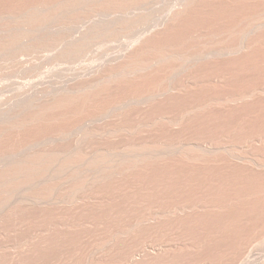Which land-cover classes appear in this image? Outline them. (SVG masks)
Instances as JSON below:
<instances>
[{"label":"rangeland","instance_id":"1","mask_svg":"<svg viewBox=\"0 0 264 264\" xmlns=\"http://www.w3.org/2000/svg\"><path fill=\"white\" fill-rule=\"evenodd\" d=\"M113 1L114 0H71V3H67V0H0V36H2L0 38V264H133V261L134 264H147L145 262L146 260L149 262L148 264H208L211 257H217L218 254L221 257L220 259H222V264H225L228 260L230 262H226V264H237V261H239L238 264H243V261H246L244 263L246 264L248 260L250 261L247 264H258L260 261L263 263L264 180H262V178L264 175H261V177L263 176L262 178L257 176V174H262L260 171L261 169L256 168L257 170H255V168L248 165L247 167L245 166V169L241 168L242 170H239V168L241 166L244 167V165H239L240 163L236 161H230L232 163L228 161L229 165H227V162H225L227 160H224V152L221 151L227 149L230 145L233 146L236 144L233 146V148L235 147L233 150L239 152L248 147V151L251 152L246 154L247 149H244L246 150L245 154H250L249 158H251L254 155L253 153L257 151V153L255 152V158L257 159L260 155H258V153L260 152L255 150V143L259 144H257L258 149L261 146L259 151H262L264 145V138H262L264 137V133L261 134L263 136L258 135L262 140H260L258 136H256L258 137L257 139L255 137V135L261 132H258L261 127L263 128H261L262 131H264V126L262 125L264 124V106L261 107L264 105V100L259 101L262 99H259V97H263L264 94L258 97L257 95L259 92L256 95L253 94L254 92H251L253 91L251 90L252 88L255 90L256 88L264 87V0H212L213 2L211 0H205L206 3L201 2L204 4L201 8H199L200 3L197 2L195 6H198L199 9L193 6L195 11H197H193V13L190 11L193 15L188 11L191 15L187 13L188 15H185L189 17L186 18L184 15L186 19L184 20V18H182L181 20L184 25L182 22L181 24H179L180 22L176 24V22V26L171 21V13L174 11L178 12L177 8H183L186 3L185 5L183 4L187 0H127L128 2L120 0L122 4L120 2L118 3V0H115L118 5H122L118 7L113 6L115 4H113ZM122 1L127 3L124 4ZM133 1H135V3ZM189 1L192 2L191 0H188V2ZM73 3L75 6H73ZM37 4L38 6H36ZM109 4L111 6L110 8H116H112L111 10L108 7ZM179 4L181 6H179ZM36 7H39V10H35ZM40 7L42 10L44 8L46 11H43V13L45 12L44 21L41 20L43 16L40 18L39 15V13H42ZM31 8L33 10H30ZM108 8L110 10H108ZM66 9L68 11L72 10L71 12L75 10V13L73 12L74 15L71 12L69 13ZM31 11L33 13L37 12L38 14L36 13L34 14L36 16H34ZM78 11L81 12L79 15L77 14ZM43 13L41 15H43ZM54 13L57 15V18L53 15ZM64 13L66 15H64ZM86 13H89L88 16L85 15ZM27 14H29L30 20L29 17L26 18ZM75 14H77V17H80L82 14L84 15L79 19V17L76 18ZM38 15L39 17H37ZM58 15L60 17H58ZM32 16H34V18ZM72 16H75V20L72 19ZM86 16L88 17L87 19H85ZM82 17H84V19H82ZM167 17H170V20ZM38 18L39 20L36 22ZM34 22L37 23L36 25L40 23V27L42 25V28H40L39 25L38 27L33 25ZM166 22L169 24L172 22L173 24V26L170 25V28H168L170 31H168L167 27H164L166 25L169 26ZM163 24L164 26L162 27ZM254 24L256 27H252ZM259 24L263 26L260 27ZM12 25L14 26L13 29L11 27ZM32 26L36 27L31 28ZM174 27L178 28L175 29ZM24 28L27 30V33ZM37 28H40L39 30L42 33L37 30ZM29 29L33 34L29 33ZM34 29H36V33H34ZM163 29H165V31H163ZM37 31H39L40 34L37 33ZM163 32L164 35H162ZM157 33L158 35L160 34L159 37ZM4 37H6L7 40ZM2 39H5L8 43L4 42L5 40L2 42ZM142 40H144V45L142 44ZM151 40L153 42H151ZM256 41H258V43ZM4 44L8 46H3ZM150 44L151 46H149ZM226 48H228V50ZM146 49L148 51H145ZM140 53L143 55H139ZM128 56L131 57L132 62H130ZM124 58L126 59L125 61ZM108 71L110 73H108ZM239 71L241 72L239 73ZM96 84L99 85L97 86ZM67 90L69 92H67ZM71 91L75 92V94ZM250 92L252 93V98L256 96V98L252 100L253 103H251L252 98L249 99L251 95ZM64 97L66 99L64 100L65 102H63ZM239 97H241V101ZM60 99L62 101H60ZM242 100L244 102L247 101L246 106H244L245 104ZM256 101L257 103L260 102L259 105ZM259 106L262 109L259 108ZM259 110H261V112ZM247 111L248 113H246ZM244 115H246L247 122H244L246 119ZM227 117L228 119L231 118L232 121H229L230 119L228 120ZM225 119L230 123L234 121L237 123L236 120H238V123L241 121L247 123L248 126L247 124H245V126L248 131L251 130L249 128L253 126H257V129L253 127L254 129L247 133L243 124L244 133V131L241 130L242 122L240 123L241 125H238V123L236 125L234 123L232 127L226 124L233 129H235V127L237 129L238 126H240L238 129L243 132V141L245 142L247 140L246 144L242 142L243 137L241 138L242 135L240 130L236 131V129L231 130L229 128L223 131V129L226 128V125H224V123H226ZM228 121L227 123H229ZM228 130H231V132H239L240 138L234 133H232L234 135L231 136V132ZM256 131L258 133H256ZM226 132H228V135H224L223 140L226 141L228 138V142H224L227 143L226 146L224 145L225 148L222 146L223 141L221 140L223 138L222 133L226 134ZM246 133L250 134V137L245 135ZM251 133H255V135H251ZM225 136L227 138H225ZM234 136L240 139L241 143H238L239 141H237V138L235 140L236 142H234L232 140ZM245 136H247V138L249 137V140L246 139ZM252 136H254L257 141ZM230 137H232L231 140H229ZM251 139H253L252 142L250 141ZM259 140L263 145H260ZM229 141H233V144ZM249 141L251 144L254 142L252 144L253 146L255 145L254 149L251 148L253 146ZM210 143H213L212 145H215L214 147L216 148H213L212 145L208 147ZM237 144H244V146L240 145L244 148H238ZM245 145L247 147H245ZM220 146L223 147V149H221ZM213 149L215 152L218 150L216 152L217 155L215 152H212L214 151ZM190 150L191 153H189L188 156H192L191 159L189 157L187 158V154L184 153L185 151L188 153ZM201 150L205 151L202 152V155L200 152ZM230 150H232V148H230ZM244 150L239 152V154L242 152L244 153ZM193 151L196 152L193 153ZM197 151L199 152L197 153ZM181 152H183V158L179 157V155H182ZM262 152L261 154L263 156L264 149ZM204 153L207 155L210 154L211 156L213 155V160L210 155L209 158V156ZM198 154L203 157L206 155L211 161L215 160L214 162H218V164L216 165V163L210 162L206 157H204L206 161L201 160V163H199L202 157H199ZM219 154H222V156ZM245 154L243 155L246 156ZM195 155L200 159H197L198 157L196 156V158H194L195 161H193L192 159ZM218 155L221 157H218ZM177 156L180 159L177 158ZM262 156L260 155L259 157L263 158ZM186 158L187 161L192 164L198 160L197 163L201 165L203 171L200 170V166L197 163L196 165L199 168L197 166V168H193L195 166L186 162ZM261 158H259L260 161L259 159L256 161L263 163L264 159L261 161ZM218 159L225 162H223L224 166L219 164L222 161ZM252 159H254V157ZM182 162L185 163V165ZM202 162H207L205 167L209 165L219 170L211 168V171H209L207 168L210 167H207L206 173L203 167L204 163ZM233 162L237 164V167L238 165L240 167L237 169ZM164 164L168 165L170 171H166V169H164L165 167L162 168ZM160 165L161 168H159ZM177 165L178 167H176ZM190 165H192V167H190ZM169 166L170 168L172 166L174 171H172ZM184 167L187 169L192 168L188 170V173H190L189 171H194V174L190 173L192 176L190 174L188 175L186 172L187 170H185L186 173L184 172V177L183 172L181 173V170L184 171ZM230 167H233V169L230 170ZM157 168L162 172L163 169L165 170L163 173L166 174L162 175L164 179L166 175H170V178L166 177V182L162 180L163 177L159 173L161 171L158 170L159 172L157 171L158 173H156L155 170H157ZM178 168L180 172L176 170ZM223 168L229 172L225 174L227 171H224V173ZM246 168L254 169L249 170L252 174L248 171L250 174L249 179L247 177L249 175L244 176V173L248 170ZM220 169L222 170L220 171ZM236 169L239 170V172H237ZM198 170L202 173L199 174ZM215 170H218L216 174ZM232 170L239 173L240 176ZM152 171L153 173H151ZM175 171H177L178 174H174L177 173ZM241 171L243 172L240 173ZM257 171H260V173ZM262 171H264V168ZM196 173L197 176L195 175ZM150 174L152 177H150ZM158 175H160V179L162 178L161 182L160 179H158ZM241 175L244 178L247 177V179L244 181ZM251 175L255 177L253 176L252 178ZM176 176L178 178L183 176V179L181 178L179 180ZM259 177L261 178L260 180ZM238 178L244 183H241ZM198 179H200V182ZM234 179L236 180L235 182ZM145 180L146 182L143 183ZM149 180L153 181L151 185L159 186L163 183V185L161 184L163 190L162 188L158 189L161 186L158 188L153 186V188L148 184V182L150 183ZM171 180H173L177 186L176 184L174 185ZM259 182H262L263 186L262 183L259 184ZM199 183H202L201 186ZM144 184L150 187H144ZM179 184L181 187H179ZM254 185L255 187H253ZM171 186H175L176 188H172ZM168 187H170V190ZM149 188H151V193L155 190L153 195L150 193L153 197L155 195L154 198L150 196V191H148V193H146L147 190L146 192L144 191ZM171 189L173 192L175 191L172 195H170V192H172ZM177 189L182 191H177ZM161 190H169L168 192L164 191L165 195L170 193L166 195L167 197H172L174 194L178 193V197L175 196L179 198L181 193L180 199L184 197V200L189 198V200L192 199L193 201L194 199V204H198V207L196 206L195 208L193 202L187 200L190 204L184 208H187L191 213L192 210L194 211V209H189L193 208V206H190L192 203L195 212H193V214L187 213L186 215L185 212H188V210H185L183 205H187L188 202L183 201L182 204L181 201L179 202V200L175 198L177 203L179 202L181 204L176 205L177 203L172 197L171 200L173 199L172 201H174L175 204H171L176 205H173L174 208L182 206L180 208L181 212L176 211L179 207L175 209V214L172 207L170 208L172 205H169L171 201H169L170 197L167 198L169 201L167 206L163 207L166 205L167 200H165L166 197L163 199L164 195H162L163 198H160L161 200L159 199V197H161L159 196ZM183 190H188L189 193ZM191 191H193V193L195 192V196H200L199 200L200 198L203 199L202 202L201 200L200 202L198 200L199 203L196 202L197 197L193 198L192 196L194 195ZM143 192L145 195H143ZM185 192L187 195L192 194V196H186ZM183 193L184 195H182ZM147 194H149V196H147V201H145L144 199ZM156 195L159 202H154L155 204L159 203V206L158 204H156V206L152 202L155 200ZM143 196H145L144 199L142 198ZM248 196L251 198H248ZM35 198L36 200L40 199L42 203L40 200L38 201L39 203L35 201ZM149 198H152V200L150 201ZM140 199L143 203L146 202L145 204H147L148 201L151 203L150 205L154 204L155 206L152 205L154 209L151 208L152 206L149 208V202L147 204L148 207H143L145 204L142 202L139 203V201H141ZM29 201L30 203H28ZM161 201L163 202V206L160 204ZM32 202L35 203V205L32 204ZM202 203L204 204L202 205ZM200 204L203 209H205L204 205H208L206 209L211 210H205V213H209L206 215H204L205 213H200L201 211L203 212ZM160 205L162 207H160ZM210 205L214 206H212L213 209H215L216 206V209L218 208L219 210L215 209V211H217L215 212L209 207ZM142 207L145 209L143 210L145 213H147V211L154 213V210H156L155 207H159V210L163 208L162 212L166 213V215H168V213L170 214V212H167L170 208V210L173 211H171V213H173L178 225L173 222V216H171V214L168 215V218L166 216V219L160 217L157 220V224H163H159L160 228L157 227L158 225L156 226V223H151L154 228L156 226L159 230L157 231V229L151 227L157 231L155 235L156 231H152L153 229L150 228V226H152L151 224L148 228L147 226L145 228V226L140 223L142 217L141 213H143L141 211L143 209ZM199 207L201 209H199ZM234 207L236 209H234ZM224 208L226 209L224 210ZM159 210L157 208L156 212L160 213L161 211L159 212ZM196 210H201L199 211L200 214L198 213L197 215ZM211 211L212 213H210ZM182 212L184 214H182ZM139 213L140 215L138 217L137 214ZM145 213H143V215ZM164 213H162L163 215H158L165 216ZM244 213L245 215H243ZM177 214L180 217L179 220ZM180 214H182L187 221L188 215L192 220L193 218L191 215L196 218V220L199 215L204 216L203 218L201 216L198 217L199 219L202 218V222L200 220V225L197 224L199 222L198 220L195 221L194 219V222L189 220L193 222L191 225L194 227H192L189 221H182L188 223L184 224L185 226H182L181 222V224L179 223L181 218L183 220ZM209 214H212L215 219L212 215H210L211 221L208 220L209 218L206 219L210 217ZM135 216L139 218V221L138 219L134 221L136 218ZM160 219H162L164 223L167 222L168 219L172 223H175V226L170 223L173 229H175V227L180 229L182 226L180 231L181 233L184 231V234L179 233V230V234H174L177 230L174 231L172 228H169L171 226L168 225V222L165 223L169 226L166 228V225L162 220L160 221ZM132 220L134 225L132 224V227H130L131 225L129 222ZM195 222H197L196 224L199 225V228L202 227V225H206L205 227L207 229L204 226L202 227L204 230L202 228L200 229L206 231L208 235H210L209 230H213V233L211 231L210 233L214 234V236V229H216L215 225H219L217 226L218 232H216V234L220 233V235L217 236V234L215 237H218V239L225 238L224 240L228 239L229 242H224L220 239L223 242L218 240V243L215 238L216 241H213L214 244H212L214 237L210 235L211 238L209 240L210 236H208L206 232L205 235L208 239L205 235L201 236L203 232L201 233L199 228L201 234H199V237H201H197V240L195 236H197L199 232H197L198 229L194 224ZM209 222L214 225L213 227L210 225L212 229H209V225H207ZM219 222L222 223L220 224ZM186 225H188V227H186ZM136 227L138 229L135 232L134 229H136ZM183 227L188 228V230L190 228H194L195 230L196 227L197 230H195L196 232L194 231L196 235L194 234L193 239V233H191L193 230H191V232L190 230L187 231L190 233H188V236L185 231L187 229ZM127 228L130 230H127ZM141 228L145 229V231L150 228L149 235L152 234L153 236L149 238L144 236L147 232H143L144 230ZM165 229H167L166 233L168 234V239L170 236H173L169 239V244H167V241L166 245L168 246L165 245L164 247L163 244H165L167 239L165 235L167 236V234L162 233V231L165 232ZM224 230H226V232L228 230L230 231L226 234ZM131 231L134 232L132 233ZM170 231H174V233L171 234ZM159 232L161 233V238L163 236L161 242H159L160 239H158L160 237ZM239 232L240 235H243L241 236V240V237H239L240 235H237ZM157 234L158 237L156 238ZM190 235H192L191 238H189ZM235 235L239 237L236 243L233 240V238L236 237ZM177 236H182L180 237L181 241H179ZM204 236L206 237L204 241L208 240L211 244H205L206 241L205 243L201 241V238ZM144 237H146L145 239H149H144L145 242L148 241V244H144V240H142ZM164 237L166 239H164ZM173 237L177 239L173 240ZM151 238L152 240H150ZM181 238L185 239L184 241L188 243V246L185 245V243L181 245L183 247L179 245V243L184 242ZM188 238L189 240L192 239L190 240L192 243H190L191 245L189 244L190 241ZM194 238L195 243L198 242L196 246L202 244L201 246L203 248L205 247V249L207 246L209 248L215 245V243L220 244V242L223 247H220L221 244H217L220 249L213 246L215 254H213L212 248L210 247L214 255L211 256L210 248H207L209 252H204L206 250L201 246L200 248L198 247L199 245L197 247L194 246ZM234 239L236 240V238ZM151 241L152 243H157L155 244L157 247L152 245ZM171 241H175L174 243L178 241V244H172ZM244 241L247 244L244 243ZM203 243L205 246H203ZM223 243L227 245L231 243L229 245L231 248H227ZM237 243L246 244L245 246L247 247L245 248L243 245L241 249V247L238 246L240 244ZM234 244H237L239 251H236L237 248L234 247ZM158 245L164 250L165 248L166 250H171L172 248L175 252L169 250L167 251L168 254L164 253L165 251H163L161 247L159 248ZM184 245L188 248L184 247ZM192 245L194 247H192ZM231 245H233L236 253L238 252L237 254H232L235 252L226 253L234 251ZM141 246L142 250L145 248L147 249H145V251H147L148 254L150 253L149 256L151 257L146 255L147 252H141ZM189 246L192 250L189 249ZM167 247L169 249H167ZM178 247L179 249L183 248L184 252L181 249L179 251ZM196 248H198V251ZM201 248L203 249L202 252L199 251L202 250ZM215 248H218L220 251H217L218 249L215 250ZM229 249L230 251H228ZM240 249L248 250L241 251ZM148 250H151V252ZM222 250L226 254H223ZM193 251L197 253L195 254ZM240 251L241 253L244 252V255L241 254ZM247 251L249 252L245 253ZM172 252H174V254ZM218 252H222V254ZM144 253L151 258V262L146 256V258L142 257ZM157 253L161 254V256L164 253V255L166 254L167 256L163 255L164 257H162L164 259L162 257L157 258ZM231 254L233 256L235 255L234 257L232 256L231 259L233 262L236 260L234 263L230 260ZM245 254L246 257L243 258ZM222 255L227 256H223L225 257L224 259ZM236 255L241 256V260L240 258L236 259ZM195 256H197V258H195ZM226 257H229L227 258L228 260ZM128 258H131V260ZM198 258H200L202 262H200ZM203 259H206L207 262L204 263ZM214 259L217 258L211 259V264L213 263L212 261L217 263L215 262L217 260V264L221 263L220 259ZM251 259L257 261L251 262ZM223 260L225 261L223 262Z\"/></svg>","mask_w":264,"mask_h":264},{"label":"bare ground","instance_id":"2","mask_svg":"<svg viewBox=\"0 0 264 264\" xmlns=\"http://www.w3.org/2000/svg\"><path fill=\"white\" fill-rule=\"evenodd\" d=\"M38 1H39V0H38ZM67 1H68L67 3H69L71 0H70V1L67 0ZM78 1H79V0H78ZM125 1H127V0H125ZM182 1H183V0H182ZM191 1H192V2H190V1L188 2V0H187L186 2H184L183 5H185V3H186V5H185L184 7L182 6L183 8H181V9H180V8H177V11H178V12H175V11H174L175 14H174V12L172 11L173 13H171L172 16H170V17H171V21H172L174 24H175L176 22H177L176 24H178L179 22H180L179 24H181V22H182V21H181L182 18H184V20H185L186 18H188L189 16L187 17L185 14L189 13L190 11L193 13V11H195V8H194V7H197V8H198V6H195V5L197 4V2L200 3L199 8H201V6L204 5V4L201 3V2L206 3L205 0H200V2H199V0H191ZM208 1H209V0H208ZM208 1H207V3H208ZM211 1H212V0H211ZM213 1H214V0H213ZM213 1H212V2H213ZM116 2H117V1H116ZM116 2H115V0L113 1V4H114V3L117 4V5L114 4L113 6H117V7H118L119 5L122 4V3L120 2V0H118V3L120 2L121 4L118 5V3H116ZM122 2H124V1H122ZM127 2H128V1H127ZM127 2H124V4L127 3ZM133 2L135 3V1H133ZM187 2H188V3H187ZM36 3H37V2H36ZM39 3H40V2H39ZM70 3H71V2H70ZM110 3H112V2H110ZM64 4H65V2H64ZM73 4H74V3H73ZM82 4H84V3H82ZM82 4H81V5H82ZM106 4H108V3H106ZM131 4H132V3H131ZM208 4H209V3H208ZM40 5H41V3H40ZM76 5H77V2H76ZM78 5H80V4H78ZM111 5H112V4H111ZM132 5H133V4H132ZM36 6H38V4H37ZM45 6H46V5H45ZM64 6H65V5H64ZM73 6H75V4H74ZM106 6H107V5H106ZM121 6H122V5H121ZM179 6H181V5L179 4ZM193 6H194V7H193ZM41 7H42V6H41ZM41 7H40V10H41L42 13H43V11H45V10H44V8H43V10H42ZM56 7H57V6H56ZM70 7H71V6H70ZM76 7H77V6H76ZM108 7H109V8L111 7L110 4H109ZM192 7L194 8V10H193ZM203 7H204V6H203ZM32 8H33V7H32ZM32 8H31L30 10H33ZM61 8H62V7H61ZM78 8H79V7H78ZM109 8H108V10H110V9L112 10V8H116V7H112V8H110V9H109ZM197 8H196V9H197ZM199 8H198V9H199ZM204 8H205V7H204ZM37 9L39 10V7H36V8H35V10H37ZM53 9H54V8H53ZM53 9H51V10H53ZM62 9H63V8H62ZM67 9H69V8H67ZM67 9H66V10H67ZM74 9H75V8H74ZM106 9H107V8H106ZM106 9H105V10H106ZM178 9H179V10H178ZM190 9H192V10H190ZM202 9H203V8H202ZM202 9H201V10H202ZM30 10H29V11H30ZM46 10H47V8H46ZM70 10H71V9H70ZM113 10H114V9H113ZM174 10H175V9H174ZM62 11H63V10H62ZM67 11H68V10H67ZM67 11H65V12H67ZM71 11H72V10H71ZM71 11H68V12L70 13ZM188 11H189V12H188ZM196 11H197V10H196ZM196 11H195V12H196ZM198 11H199V10H198ZM31 12H32V11H31ZM45 12H46V11H45ZM45 12L43 13V15H41L42 13H41V14L39 13L40 18H41V16H43V18H41V20L44 19V17H45V16H44ZM50 12H51V11H50ZM50 12H49V13H50ZM52 12H53V11H52ZM60 12H61V11H60ZM73 12L75 13V10H74ZM73 12H71V13L74 15ZM85 12H86V11H85ZM87 12H88V11H87ZM191 12H190V13H191ZM32 13H33V12H32ZM32 13H31V15H32ZM36 13H37V12H36ZM36 13L34 12L33 15L36 14ZM49 13H48V14H49ZM57 13H58V12H57ZM61 13H63V12H61ZM79 13H81V12L78 11L77 14L79 15ZM82 13H83V10H82ZM190 13H189V14H190ZM192 13H191V14H192ZM37 14H38V13H37ZM48 14H47V15H48ZM51 14H52V13H51ZM59 14H60V13H59ZM72 14H71V15H72ZM77 14H75L76 18L79 17V16L77 17ZM88 14H89V13H86L85 15L88 16ZM171 14H170V15H171ZM173 14H174V15H173ZM191 14H190V15H191ZM196 14H197V13H196ZM25 15H26V14H25ZM28 15H29V14H27V17H26V18L29 17ZM31 15H30V16H31ZM39 15H38L37 17H39ZM53 15H55V13H54ZM60 15H61V14H60ZM64 15H66V14L64 13ZM67 15H68V14H67ZM83 15H84V14H82L81 16H83ZM184 15H185L186 18L184 17ZM187 15H188V14H187ZM192 15H193V14H192ZM34 16H36V15H34ZM34 16H32V17L34 18ZM55 16H56V18H57V15H55ZM55 16H54V17H55ZM69 16H70V14H69ZM69 16H67V17H69ZM75 16H74V17H75ZM81 16H80V17H81ZM87 16L85 17V19L88 18ZM22 17H23V16H22ZM37 17H36V18H37ZM46 17H48V16H46ZM50 17H51V15H50ZM54 17H53V20H54ZM58 17H60V16L58 15ZM61 17H63V16H61ZM72 17H73V16H72ZM74 17L72 18L73 20H75ZM80 17H79V19H80ZM170 17H169V18L167 17V18L170 20ZM197 17H198V16H197ZM197 17H196V18H197ZM247 17H248V16H247ZM33 18H31V19H33ZM70 18H71V17H70ZM196 18H195V19H196ZM51 19H52V18H51ZM61 19H62V18H61ZM65 19H66V18H65ZM79 19H78V20H79ZM82 19H84V17H82ZM24 20H25V19H24ZM29 20H30V17H29ZM38 20H39V18L36 20V22H37ZM49 20H50V19H49ZM69 20H70V19H69ZM76 20H77V19H76ZM184 20H183V21H184ZM187 20H188V19H187ZM190 20H192V19H190ZM193 20H194V19H193ZM245 20H246V19H245ZM256 20H257V19H256ZM43 21H44V20H43ZM45 21H46V18H45ZM56 21H57V20H56ZM70 21H71V20H70ZM79 21H80V20H79ZM167 21H168V20H167ZM251 21H252V20H251ZM40 22H41V21H40ZM76 22H77V21H76ZM163 22H164V21H163ZM169 22H170V21H169ZM172 22H171L170 24H169L168 22H166V24H169V26H168V25L164 26V24H165V23H164V24L162 25V27L164 26V27H167V29H168V28H170V25L173 26ZM243 22H244V21H243ZM253 22H254V20H253ZM41 23H42V22H41ZM77 23H78V22H77ZM263 23H264V22H263ZM31 24H32V23H31ZM36 24H37V23L34 22L33 25H36ZM176 24H175V26H176ZM182 24H183V22H182ZM190 24H191V23H190ZM256 24H257V23H256ZM261 24H262V23H261ZM24 25H25V24H24ZM38 25H39V27H40V23H39ZM38 25H36V26L38 27ZM183 25H184V24H183ZM16 26H17V25H16ZM36 26H32L31 28H35ZM177 26H178V25H177ZM179 26H181V25H179ZM248 26H249V25H248ZM259 26H260V24H259ZM261 26H263V25H261ZM261 26H260V27H261ZM11 27H12V29L14 28L13 25H12ZM18 27H19V26H18ZM21 27H22V26H21ZM21 27H20V28H21ZM119 27H120V26H119ZM185 27H186V26H185ZM250 27H251V26H250ZM252 27H256L255 24H254V26H252ZM9 28H10V27H9ZM20 28H18V29H20ZM22 28H23V27H22ZM40 28H42V25H41ZM40 28H39V29H40ZM174 28H175V27H174ZM177 28H178V27H177ZM177 28H175V29H177ZM246 28H247V27H246ZM257 28H258V27H257ZM12 29H11V30H12ZM24 29H25V28H24ZM39 29L37 28V30H39ZM160 29H161V28H160ZM179 29H180V28H179ZM21 30H22V29H21ZM25 30H26V29H25ZM34 30H35L34 33H36V29H34ZM172 30H173V27H172ZM172 30H171V31H172ZM238 30H239V29H238ZM5 31H6V30H5ZM5 31H4V32H5ZM7 31H9V30H7ZM14 31H15V29H14ZM23 31H24V30H23ZM29 31H30L29 33H32V34H33V32H31L30 29H29ZM39 31H40V30H39ZM39 31H37V33H39ZM161 31H162V30H161ZM163 31H165V29H163ZM168 31H170V30L168 29ZM177 31H178V30H177ZM239 31H240V30H239ZM241 31H242V30H241ZM40 32H41V31H40ZM156 32H157V31H156ZM7 33H8V32H7ZM11 33H12V32H11ZM26 33H27V30H26ZM41 33H42V32H41ZM153 33H154V32H153ZM168 33H169V32H168ZM171 33H172V32H171ZM5 34H6V33H5ZM12 34H13V33H12ZM39 34H40V33H39ZM149 34H150V33H149ZM169 34H170V33H169ZM169 34H168V35H169ZM9 35H10V34H9ZM159 35H160V34H159ZM159 35H158V33H157V36H158V37H159ZM162 35H164V32H163ZM162 35H161V36H162ZM166 35H167V34H166ZM166 35H165V36H166ZM170 35H171V34H170ZM170 35H169V36H170ZM4 36H5V35H4ZM7 36H8V35H7ZM147 36H148V35H147ZM152 36H153V35H152ZM157 36H156V37H157ZM1 37H2V36H0V38H1ZM145 37H146V35H145ZM149 37H150V36H149ZM156 37H155V38H156ZM158 37H157V38H158ZM171 37H172V36H171ZM4 38L6 39V37H4ZM142 38H143V37H142ZM147 38H148V37H147ZM165 38H166V37H165ZM168 38H169V37H168ZM257 38H258V37H257ZM5 39H2V42H3ZM258 39H259V38H258ZM258 39H257V40H258ZM6 40H7V39H6ZM6 40H5L4 42H7ZM144 40H146V39H144ZM144 40H142V44L144 43V42H143ZM153 40H154V39H153ZM151 42H153V41L151 40ZM151 42H150V43H151ZM154 42H155V41H154ZM256 42L258 43V41H256ZM7 43H8V42H7ZM138 43H141V42H138ZM262 43H263V42H262ZM0 44H1V42H0ZM2 44H3V43H2ZM10 44H11V43L9 42V45H10ZM147 44H148V43H147ZM143 45H144V44H143ZM3 46H8V45H7V44H6V45L4 44ZM10 46H11V45H10ZM149 46H151V44H150ZM253 46H254V45H253ZM260 46H261V45H260ZM146 47H147V46H146ZM250 47H252V46H250ZM263 47H264V46H263ZM138 48H139V47H138ZM144 48H145V47H144ZM150 48H151V47H150ZM245 48H246V47H245ZM133 49H134V48H133ZM141 49H142V47H141ZM226 49L228 50V48H226ZM226 49H223V50H226ZM232 49H233V48H232ZM248 49H249V48H248ZM229 50H230V49H229ZM236 50H237V49H236ZM239 50H240V49H239ZM253 50H254V49H253ZM134 51H135V50H134ZM134 51H133V53H134ZM145 51H148V50L146 49ZM214 51H215V50H214ZM247 51H248V50H247ZM261 51H262V50H261ZM231 52H232V51H231ZM244 52H246V51H244ZM133 53H132V54H133ZM215 53H216V52H215ZM254 53H255V51H254ZM216 54H217V53H216ZM128 55H129V54H128ZM139 55H141V53H140ZM142 55H143V54H142ZM142 55H141V56H142ZM202 55H203V54H202ZM202 55H201V56H202ZM237 55H238V54H237ZM245 55H246V54H245ZM235 56H236V55H235ZM261 56H262V55H261ZM123 57H124V56H123ZM128 57H129V56H128ZM133 57H134V56H133ZM135 57H136V55H135ZM199 57H200V56H199ZM231 57H232V56H231ZM129 58H130V59H129L130 62H132V61H131V57H129ZM138 58H139V57H138ZM253 58H254V57H253ZM258 58H260V57H258ZM125 60H126V59L124 58V61H125ZM127 60H128V59H127ZM244 60H245V59H244ZM120 61H121V60H120ZM213 61H214V60H213ZM252 61H253V60H252ZM122 62H123V61H122ZM216 63H217V62H216ZM232 63H233V62H232ZM122 64H123V63H122ZM122 64H121V65H122ZM230 64H231V63H230ZM125 65H126V64H125ZM217 66H218V65H217ZM237 66H238V65H237ZM243 66H244V65H243ZM256 66H257V65H256ZM261 66H262V65H261ZM261 66H260V67H261ZM118 67H120V66H118ZM205 67H206V66H205ZM212 67H213V66H212ZM244 67H245V66H244ZM244 67H243V68H244ZM116 68H117V67H116ZM254 68H255V67H254ZM109 69H110V68H109ZM99 71H100V70H99ZM104 71H105V70H104ZM111 71H112V70H111ZM254 71H255V70H254ZM97 72H98V71H97ZM105 72H106V71H105ZM240 72H241V71H239V73H240ZM260 72H261V71H260ZM263 72H264V71H263ZM106 73H107V72H106ZM108 73H110V72L108 71ZM243 73H244V72H243ZM94 74H95V73H94ZM99 74H100V72H99ZM254 74H255V72H254ZM259 74H260V73H259ZM103 75H104V74H103ZM103 75H101V76H103ZM263 75H264V74H263ZM95 76H97V75H95ZM104 76H106V75H104ZM133 77H134V76H133ZM138 77H139V76H138ZM142 77H143V76H142ZM142 77H141V78H142ZM244 77H245V76H244ZM92 78H93V77H92ZM101 78H102V77H101ZM263 78H264V77H263ZM96 79H97V78H96ZM98 79H99V77H98ZM134 79H135V78H134ZM136 79H138V78H136ZM146 79H147V78H146ZM92 80H93V79H92ZM100 80H101V79H100ZM253 80H254V79H253ZM260 80H261V79H260ZM139 81H140V80H139ZM97 82H98V81H97ZM97 82H95V83H97ZM254 82H256V81H254ZM99 83H100V81H99ZM89 84H91V83H89ZM89 84H88V85H89ZM92 84H93V82H92ZM100 84H101V83H100ZM96 85H97V84H96ZM98 85H99V84H98ZM98 85H97V86H98ZM259 85H260V84H259ZM90 86H91V85H90ZM86 87H87V86H86ZM95 87H96V86H95ZM252 87H253V85H252ZM88 88H90V87H88ZM254 88H255V87H254ZM71 89H72V88H71ZM251 90H253V91H251V92H252V93L254 92L253 94H255V95H256L258 92H259V94L261 93L260 95H259V94L257 95L258 97L261 96L262 94H264V87H263V86L260 87V88H256L255 90L252 88ZM67 92H69V91L67 90ZM71 92H73V91H71ZM246 92H247V91H246ZM251 92H250V93H251ZM64 93H65V92H64ZM73 93L75 94V92H73ZM252 93H251V95H250L251 97L249 96V99L252 98ZM67 94H68V93H67ZM69 94H70V93H69ZM61 95H62V94H61ZM65 96H67V95H65ZM72 96H73V94H72ZM244 96H245V95H244ZM262 96H263V95H262ZM58 97H59V96H58ZM258 97H257V98H258ZM263 97H264V96H263ZM263 97H259V99L262 98V99L259 100V101H263V100H264ZM56 98H57V97H56ZM60 98H61V97H60ZM70 98H71V97H70ZM234 98H235V97H234ZM240 98H241V97H239V100H240ZM246 98H247V96H246ZM253 98H256V96L253 97ZM253 98L251 99V103H253V102H252ZM235 99H236V98H235ZM249 99H248V100H249ZM64 100H66L65 97H64V99H63V102H65ZM244 100H245V99H244ZM246 100H247V99H246ZM255 100H258V99H255ZM255 100H254V101H255ZM46 101H47V100H46ZM49 101H50V100H49ZM60 101H62V100L60 99ZM231 101H232V100H231ZM240 101H241V100H240ZM242 101H243V100H242ZM249 101H250V100H249ZM38 102H40V101H38ZM44 102H45V101H44ZM227 102H228V101H227ZM236 102H237V101H236ZM243 102H244V101H243ZM42 103H43V101H42ZM42 103H41V106H42ZM229 103H231V102H229ZM238 103H239V102H238ZM256 103H257V101H256ZM256 103L254 102L255 105H256ZM259 103H260V102H259ZM259 103H257V104L259 105ZM241 104H242V102H241ZM244 104H245L244 106H246V105H247V101L244 102ZM262 104H263V103H262ZM262 104H261V105H262ZM232 105H233V104H232ZM242 105H243V104H242ZM242 105H241V107H242ZM258 105H257V106H258ZM261 105H260V106H261ZM236 106H237V105H236ZM239 106H240V105H239ZM248 106H249V105H248ZM257 106H256V107H257ZM260 106H259V108L263 107L264 105H262L261 107H260ZM39 107H40V104H39ZM230 107H231V106H230ZM243 108H244V107H243ZM227 109H228V108H227ZM227 109H226V110H227ZM249 109H250V107H249ZM261 109H262V108H261ZM263 109H264V107H263ZM229 111H230V110H229ZM232 111H233V110H232ZM240 111H241V110H240ZM249 111H250V110H249ZM259 111L261 112V110H259ZM263 111H264V110H263ZM254 112H255V111H254ZM229 113H230V112H229ZM236 113H237V112H236ZM246 113H248V111H247ZM242 114H243V113H242ZM257 114H258V113H257ZM246 115H249V114H246ZM246 115H244L245 118H246ZM223 116H224V115H223ZM226 116H227V115H226ZM237 116H238V115H237ZM242 116H243V115H242ZM254 117H255V116H254ZM237 118H238V117H237ZM237 118H236V119H237ZM240 118H241V116H240ZM240 118H239V119H240ZM245 118H242V119H245ZM249 118H250V117H249ZM227 119H228V117H227ZM227 119H225V120H226V123H224V125L229 124V125H231L230 127H232V124H234L235 121L230 123L229 121H232V119L229 118V119H230V120L228 119L229 121H228ZM242 119H241V120H242ZM241 120H239V121H241ZM246 120H247V118L245 119V121H244V120H243V121H244V122H247ZM227 121H228L229 123H227ZM248 121H249V120H248ZM263 121H264V120H263ZM224 122H225V121H224ZM236 122L238 123V120H236ZM241 122H242V121H241ZM241 122H239L238 125H241V124H240ZM244 122H242V125H241V126H242V127H241L242 129H241V130L244 131V129H243V124H244V128H246L247 133H248L249 131H251L252 129H254V128L257 127V126H256V127L253 126L254 128H253V127H252V128H249V129H251V130L248 131V130H247V127L245 126V124H247V123H244ZM222 123H223V122H222ZM237 123H235V124L237 125ZM249 123H250V122H249ZM250 124H251V123H250ZM259 124H260V123H259ZM229 125H226V126H225L226 128H224L223 131H224L225 129H229V128H230ZM262 125L264 126V124H262ZM220 126H221V125H220ZM227 126H228V127H227ZM234 126H235V125H234ZM247 126H248V124H247ZM259 126H260V125H259ZM223 127H224V126H223ZM239 127H240V126H238V128H239ZM238 128L236 129V127H235L236 131H237V130H240V129H238ZM258 128H260V127H258ZM261 128H262V127H261ZM261 128H260V130L258 131V132L261 131L259 134L255 135V133H254V134L251 133V135L253 134V135H255V137L258 136V135L263 136V135H264V134H263L264 131H262L263 128H262V129H261ZM230 129H231V130H235V129H233V128H230ZM256 129H257V128H256ZM231 130H228V131L231 132ZM241 130H240V133H241V135H242L243 132H242ZM210 131H211V130H210ZM217 131H218V130H217ZM236 131L231 132V134H230V133H229V134H230L231 136H233L234 134H237V136H239L238 138H240V134H239V132H236ZM258 132L256 131V133H258ZM227 133H228V132H226V134H225V133H222V134H223V135H222L223 138H222L221 141H223V142H222V144H223L222 146H223V147H225L226 144H227V143H224V142H226V141L228 140V138H227L226 136H225V138H227L226 141L223 140V139H224V135H228ZM232 133H234V134H232ZM244 133H245V131H244ZM247 133H246L245 135H248V136L250 137V134H247ZM238 134H239V135H238ZM261 134H263V135H261ZM210 136H211V135H210ZM260 136H258V137H259L260 140H262ZM242 137H243L242 142L247 144V142H246L247 140H246V139L249 140V137L247 138V136H245V137H246V139H245L246 141H245V142L243 141V140H244V136H243V135L241 136V138H242ZM252 137H254V136H252ZM252 137H251V138H252ZM255 137H254V139H255ZM258 137H256V139H257ZM236 138H237V137H235V136H234V139H232V137H230L229 140L232 139L234 142H236V141H235ZM238 138H237V141H239L238 143H241V140L238 139ZM262 138H264V137H262ZM215 139H217V138H215ZM256 139H255V140H256ZM252 140H253V139H251L250 141L252 142ZM255 140H254V141H255ZM260 140H259V143L261 142ZM211 141H212V140H211ZM233 141H232V142L229 141V142H231V143L233 144ZM250 141H249V142H250ZM256 141H257V140H256ZM263 141H264V140H263ZM227 142H228V141H227ZM249 142H248V143H249ZM251 142H250V144H251ZM208 143H209V142H208ZM218 143H219V141H218ZM253 143H254V142H253ZM253 143H252V144H253ZM263 143H264V142H263ZM263 143H260V145H261V144L263 145ZM212 144H213V143H212ZM212 144L210 143V145H209L208 147H210ZM219 144H220V143H219ZM252 144H251V145H252ZM255 144H256V148H255V150H258V152H260V153H258V155L260 154V155L262 156L261 152H262L263 149H264V145H263V147H262V151H259V150L261 149V146H260L259 149H258V148H257V144H258V143H255ZM224 145H225V146H224ZM228 145H229V144H228ZM228 145H227V146H228ZM235 145H236V144H235ZM235 145H233V146H235ZM240 145H243V146H244V144H239V145L237 144L238 148H240V147L242 148V147H243V146H240ZM251 145H250V146H251ZM258 145H259V144H258ZM212 146H213V145H212ZM214 146H215V145H214ZM214 146H213V148H216V147H214ZM231 146H232V145H230L229 147L232 148V150H230L229 147H227V149H223V147L220 146L221 149H223V150L221 151L220 148H219V150H220L221 152H224V154H223V153H222V154L224 155V160H225V159L227 160V161H225V162H227V163H226L227 165H229V162H230V161H236L237 163H238V162L240 163L239 165H241V164L244 165V167H242V166L240 167V166L238 165V167H240L239 170H240L241 168H242V169H243V168L245 169V166L247 167V165H248V166H250V167H252V168H255V170H257V169H261L260 171L262 172V174H257V176H260V177H261V175H264V174H263L264 171H262V169L264 168V161H263V159H264V154H263V156H262L263 158L259 157L260 155L257 157V159H259V158L262 159L261 161H263V163H262V162L260 163V162H259L260 159H259V161H256L257 159L255 158V157H256L255 154L257 153V151H255L256 153L254 152V153H253L254 155H253V156L251 155L252 157L249 158V155H250V154H249V155H246V154H248V152L250 153L251 151H248V149H247L248 147H247L246 145H245V147H247V148H244V147H243V148H244V149H247V151L244 150V149H242V150H244V153H243V152L241 153L242 155L239 154V152H241L242 150L239 151V152H236L235 150H233V149H235V147L233 148V146H232V147H231ZM237 146H236V147H237ZM252 146H253V145H252ZM208 147H207V148H208ZM218 147H219V146H218ZM218 147H217V148H218ZM254 147H255V145H254L253 147H251V148L254 149ZM225 148H226V147H225ZM251 148H250V150H251ZM186 149H187V148H186ZM201 149H202V148H201ZM205 149H206V147H205ZM205 149H204V150H205ZM208 149H209V148H208ZM236 149H237V148H236ZM202 150H203V149H202ZM202 150L200 151V152H201V155H202V152H205L207 149H206L205 151H202ZM211 150H212V149H211ZM213 150H214V149H213ZM238 150H240V149H238ZM182 151H183V150H182ZM186 151H187V150H186ZM186 151H185L184 153L187 154V156H186L185 154H184V155L188 158V157L190 156V155L188 156V154L191 153V150H190V152L188 151V153H187ZM217 151H218V150H217ZM217 151H216V152H217ZM220 151H219V152H220ZM245 151L247 152L246 154H245ZM194 152H196V151H193V153H194ZM198 152H199V151H197V153H198ZM206 152H207V151H206ZM212 152H215V150L212 151ZM216 152H215V154H216ZM252 152H253V151H252ZM181 153H182V155H181V156L179 155V157L183 158V157H184V156H183V152H181ZM181 153H180V154H181ZM209 153L211 154L210 151H209ZM262 153H263V152H262ZM173 154H174V153H173ZM195 154H196V153H195ZM204 154H206V153H204ZM210 154H208V155L206 154V155L209 156ZM215 154H214V156H215ZM222 154H219V155L222 156ZM243 154H245L246 156H244ZM170 155H171V154H170ZM192 155H194V154H192ZM198 155H199V157H202L203 159H202V158L200 159L197 155H195V156L193 157L192 160L195 161L194 158H196V156H197V157H198L197 159H200L199 163H201V160L206 161V159L204 160V157H206V155H204V157L201 156L200 154H198ZM216 155H217V154H216ZM219 155H218V157H221V156H219ZM152 156H153V155H152ZM210 156H211V155H210ZM210 156H209V158H210ZM212 156H213V155H212ZM212 156H211V158H212ZM165 157H166V156H165ZM174 157H175V156H174ZM179 157L177 156V158H179ZM253 157H254V159H252ZM187 158H186V162L189 163V161H187ZM189 158L191 159L192 156L189 157ZM206 158H208V157H206ZM209 158H208V160H210V162H214V161H215V160H214V161H211V159H209ZM213 158H214V157H213ZM213 158H212V160H213ZM222 158H223V157H222ZM222 158H221V159H222ZM179 159H180V158H179ZM197 159H196V160H197ZM216 159H217V158H216ZM221 159H218V160H221ZM177 160H178V159H177ZM182 160H183V159H182ZM218 160H217V161H218ZM221 161H222V160H221ZM221 161H219V162H221ZM228 161H229V162H228ZM162 162H163V161H162ZM190 162H191V161H190ZM197 162H198V160H197L196 162H193L194 164H192V163H189V164L194 165L195 167H193V168H197V167H198V166L196 165ZM210 162H209V164L211 165ZM223 162H224V161H222V162L219 163V164H221V165L224 166V163H225V162H224V163H223ZM182 163H183V162H182ZM202 163H204V162H202ZM215 163H216V162H214V164H215ZM230 163H232V162H230ZM233 163L235 164V166L237 165L235 162H233ZM183 164L185 165V163H183ZM197 164H198V163H197ZM205 164H207V162L203 164V165H204L203 167H204V169H205V172H206L207 169H209V171H211L210 169L212 168V166L207 165V167H210V168H207V167H205ZM217 164H218V162L216 163V165H217ZM226 164H225V165H226ZM234 164H233V166H234ZM164 165H165V164H164ZM164 165L162 166V168L165 167L164 169H166V171H170V170L168 169V165H165V166H164ZM187 165H188V164H187ZM192 165H190V167H192ZM198 165H199V164H198ZM150 166H151V165H150ZM154 166H155V165H154ZM158 166H159V165H158ZM196 166H197V167H196ZM199 166H200V170L203 171V170H202L203 168L201 167V165H199ZM213 166H214V165H213ZM231 166H232V165H231ZM176 167H178V165H177ZM185 167H186V166H185ZM185 167H184V168H185ZM188 167H189V166H188ZM219 167H220V166H219ZM226 167H228V166H226ZM226 167H225V168H226ZM236 167H237V166H236ZM238 167H237V169H238ZM159 168H161V165H160ZM169 168H170V166H169ZM179 168H180V167H179ZM179 168L176 169V170L179 171ZM181 168H182V166H181ZM184 168H183L184 171L181 170V173L183 172V176H184V174H185L186 172H187L188 175H189L190 173H193V174H194V171H193V170H192L193 172L189 171L190 173H188V170H191L192 168H190V169H189V168H188V169H187V168L184 169ZM198 168H199V167H198ZM201 168H202V169H201ZM206 168H207V169H206ZM215 168H216V167H213L212 169H215ZM234 168H235V167H234ZM248 168H249V167H248ZM248 168H246V169H248ZM252 168H250V169H252ZM256 168H257V169H256ZM146 169H147V168H146ZM164 169H163V172H165ZM170 169H172V171H174L172 166H171ZM174 169H175V168H174ZM216 169H218V168H216ZM229 169L231 170V169H233V167H230ZM237 169H236V170H237ZM242 169H241V170H242ZM250 169H248V170L246 171L247 173H246V172L244 173V176H245V175H246V176L249 175V176H247L248 179H249V177H250V174L248 173V171H249ZM144 170H145V169H144ZM152 170H153V169H152ZM154 170H155V169H154ZM158 170H159L158 168H157V170H155L156 173H158L159 171H161V170H159V171H158ZM185 170H187V171L185 172ZM194 170H196V169H194ZM200 170H198V172H199ZM218 170H219V169H218ZM218 170H217V171H218ZM221 170H222V169H220V171H221ZM234 170H235V169H234ZM234 170H232V171H234ZM239 170H237V172H239ZM252 170H254V169H252ZM146 171H147V170H146ZM150 171H151V170H150ZM157 171H158V172H157ZM172 171H171V172H172ZM177 171H175V172H177ZM196 171H197V170H196ZM196 171H195V172H196ZM217 171L215 170V174H216ZM224 171H227V170H225V169L223 168V172H224ZM243 171H244V170H243ZM243 171H241L240 173H242ZM260 171H257V172L260 173ZM161 172H162V171H161ZM161 172H159V173H160L161 176H162L164 173H163V172L161 173ZM179 172H180V171H179ZM184 172H185V173H184ZM228 172H229V171H227L226 173L224 172V173L227 174ZM230 172H231V171H230ZM234 172H235V171H234ZM237 172H235V173H236L237 175L240 176V174L237 173ZM249 172H250V171H249ZM252 172H254V171H252ZM257 172H255V173H257ZM151 173H153V171H152ZM167 173H169V172H167ZM173 173H174V172H173ZM181 173H179V174H181ZM201 173H202V172H199V174H201ZM206 173H207V172H206ZM208 173H209V172H208ZM212 173H213V172H212ZM231 173H232V172H231ZM231 173H230V175H231ZM235 173H232V174H235ZM250 173H251V172H250ZM255 173H253V174H255ZM154 174H155V173H154ZM165 174H166V173H165ZM165 174H164V175H165ZM171 174H172V173H171ZM174 174H178V172H177V173H174ZM199 174H198V175H199ZM209 174H211V173H209ZM215 174H213V175H215ZM236 174H235V176H237ZM251 174H252V173H251ZM146 175H147V174H146ZM190 175L192 176V174H190ZM195 175L197 176V173H196ZM195 175H194V176H195ZM221 175H222V174H221ZM242 175H243V174H242ZM242 175H241V176H242ZM255 175H256V174H255ZM148 176H149V175H148ZM148 176H147V177H148ZM158 176H159L158 179H160V175H158ZM174 176H175V175H174ZM174 176H171V177H174ZM183 176L181 177L182 179H183ZM186 176H187V175H186ZM202 176H203V175H202ZM204 176H205V175H204ZM210 176H211V175H210ZM223 176H224V174H223ZM227 176H228V175H227ZM253 176H254V175H251L252 178H253ZM257 176H256V178H257ZM150 177H152L151 174H150ZM150 177H149V178H150ZM162 177H163V176H162ZM166 177H167V178H170V175H169V176L166 175ZM166 177H165V179H164V177H163V179H162V178H161V179H162V180H165L164 182H166ZM176 177H177V176H176ZM184 177H185V176H184ZM199 177H200V175H199ZM211 177H212V176H211ZM242 177H243V176H242ZM247 177H245V178L243 177V178H244V181H245V179H247ZM254 177H255V176H254ZM260 177H259V180H260L263 176H262L261 178H260ZM177 178H178V177H177ZM181 178L179 177L178 179L180 180ZM195 178H196V177H195ZM206 178H207V176H206ZM231 178H232V177H231ZM231 178H230V179H231ZM235 178H236V177H235ZM240 178H241V177H240ZM263 178H264V177H263ZM263 178H262V180H264ZM146 179H147V178H146ZM152 179H153V178H152ZM156 179H157V178H156ZM156 179H155V180H156ZM158 179H157V180H158ZM161 179H160V182H161ZM173 179H174V178H173ZM200 179H201V178H200ZM200 179H198V181H199ZM212 179H213V178H212ZM230 179H229V180H230ZM238 179H239V178H238ZM250 179H251V178H250ZM142 180H143V179H142ZM157 180H156V181H157ZM168 180H169V179H168ZM168 180H167V181H168ZM175 180H176V179H175ZM187 180H188V179H187ZM209 180H210V178H209ZM255 180H256V179H255ZM257 180H258V178H257ZM262 180H261V181H262ZM149 181H150V180H149ZM171 181L173 182L174 185L176 184V183H174L173 180H171ZM198 181H197V182H198ZM204 181H205V180H204ZM219 181H220V180H219ZM235 181H236V180L234 179V182H235ZM239 181H241V180L239 179ZM145 182H146V180L143 181V183H145ZM147 182H148V181H147ZM151 182H153V181H150V183L148 182V184L151 185ZM157 182H159V181H157ZM160 182H159V183H160ZM162 182H163V181H162ZM169 182H170V181H169ZM169 182H167V183H169ZM187 182H188V181H187ZM189 182H190V181H189ZM191 182H192V181H191ZM199 182H200V181H199ZM205 182H206V181H205ZM229 182H230V181H229ZM257 182H258V181H257ZM155 183H156V182H155ZM155 183H154V184H155ZM159 183H156V184H159ZM167 183H166V184H167ZM170 183H171V182H170ZM170 183H169V185H171ZM182 183H185V182H182ZM192 183H193V182H192ZM226 183H227V182H226ZM232 183H233V182H232ZM232 183H231V184H232ZM241 183H244V182L241 181ZM261 183H262V182H259V184H261ZM161 184L163 185V183H161ZM161 184H160L159 186H157V185H151V186H152V187H153V186H156V187L158 188V187L161 186ZM164 184H165V183H164ZM173 184H172V185H173ZM188 184H189V183H188ZM196 184H197V183H196ZM201 184H202V183H201ZM201 184L199 183L200 186H201ZM217 184H218V183H217ZM220 184H221V183H220ZM235 184H236V183H235ZM146 185H147V184H146ZM146 185L144 184V187H145ZM149 185L146 186V187H147V188L150 187ZM184 185H185V184H184ZM208 185H209V183H208ZM240 185H241V184H240ZM248 185H249V184H248ZM164 186H166V185H164ZM176 186H177V184H176ZM192 186H193V185H192ZM262 186H263V183H262ZM142 187H143V186H142ZM144 187H143V188H144ZM171 187H172V186H171ZM173 187H175V186H173ZM173 187H172V188H173ZM179 187H181L180 184H179ZM188 187H189V186H188ZM195 187H196V186H195ZM204 187H205V186H204ZM208 187H209V186H208ZM210 187H211V186H210ZM228 187H230V186H228ZM234 187H235V186H234ZM237 187H238V186H237ZM244 187H245V186H244ZM253 187H255V185H254ZM153 188H154V187H153ZM161 188H162V190H163V186H161V187L158 188V189H161ZM169 188H170V187H168V189H169ZM175 188H176V187H175ZM191 188H192V187H191ZM231 188H232V187H231ZM231 188H229V189H231ZM241 188H242V187H241ZM164 189H165V188H164ZM166 189H167V188H166ZM180 189H181V188H180ZM180 189H177V191H182V190H180ZM183 189H184V188H183ZM185 189H186V188H185ZM195 189H196V188H195ZM239 189H240V188H239ZM244 189H245V188H244ZM256 189H257V188H256ZM256 189H255V190H256ZM146 190H147V192H146ZM162 190H161V192H164V191H165V190H164V191H162ZM169 190H170V189H169ZM169 190H168V191H169ZM215 190H217V189H215ZM215 190H214V191H215ZM262 190H263V189H262ZM142 191H143V189H142ZM144 191H145L146 193H148V191H150V192H149V194H150V193H151V188H149V189H145ZM156 191H157V190H156ZM159 191H160V190H159ZM159 191H158V192H159ZM168 191L166 190L165 192H168ZM171 191H172V192H170L171 194H170V193H167V194L172 195V194L175 192V191L173 192L172 189H171ZM183 191H187V193H189L188 190H183ZM218 191H219V190H218ZM228 191H229V190H228ZM256 191H257V190H256ZM152 192H153V191H152ZM154 192H155V190H154ZM154 192H153V193H154ZM158 192H157V193H158ZM161 192L159 193V194H160L159 196H161V197H159V199H160V198H163L162 195H164V198H163V199H165V197H166L165 200H167V203H166L165 206L162 205V204H163V202H162L163 200L161 201L162 203L160 202V204H161L163 207H166V206H167L168 202L171 200L172 197L174 198V201L177 203V201L175 200V198L178 197V196H177L178 193L174 194L172 197H170V196L167 197V196H166L167 194L165 195V192H164V193H161ZM202 192H203V191H202ZM220 192H221V191H220ZM238 192H239V191H238ZM240 192H241V189H240ZM252 192H253V191H252ZM262 192H263V191H262ZM153 193H151V194L153 195ZM191 193L194 195L195 192L193 193V191H191ZM230 193H231V192H230ZM235 193H236V192H235ZM249 193H251V192H249ZM149 194L146 195V198H145V196H143L142 198H143V199L145 198L144 200L147 201L146 199L148 198L147 196H149ZM151 194H150V196H151ZM185 194H186V192H185ZM192 194H189V195L192 196ZM201 194H202V193H201ZM243 194H244V193H243ZM246 194H247V193H246ZM251 194H252V193H251ZM251 194H250V195H251ZM258 194H259V193H258ZM258 194H256V195H258ZM263 194H264V193H263ZM143 195H145L144 192H143ZM175 195H176L177 197H176ZM182 195H184V193H183ZM189 195L186 194V196H189ZM195 195H196V194H195ZM195 195L192 196V197H193V198H196V197H197V198H196V200H197L196 202H198L200 196H195ZM199 195H200V194H199ZM208 195H209V194H208ZM247 195H248V194H247ZM259 195H260V194H259ZM261 195H262V193H261ZM174 196H175V197H174ZM191 196H190V199H191ZM211 196H212V195H211ZM219 196H220V195H219ZM238 196H240V195H238ZM251 196H253V195H251ZM263 196H264V195H263ZM151 197L154 198L155 195H154V197H153V196H151ZM169 197H170V199H169V201H168L167 198H169ZM183 197H184V196H183ZM203 197H204V196H203ZM217 197H218V196H217ZM152 198H151V199L149 198V200L151 201ZM156 198H157V201H156ZM156 198H155V200L152 201L154 204H155V202H159V199H158L157 195H156ZM180 198H181V193H180V197L177 198V199L179 200V202L181 201V203H182L183 201H187V200H189V198H188L187 200H186V199L184 200L185 197H184L183 199H180ZM212 198H213V196H212ZM227 198H228V197H227ZM241 198H242V197H241ZM248 198H251V197L248 196ZM256 198H257V197H256ZM262 198H263V197H262ZM262 198H261V199H262ZM242 199H243V198H242ZM31 200H32V199H31ZM39 200H40V199L36 200V198H35V201L38 202ZM140 200H141V199H140ZM160 200H161V199H160ZM165 200H164V201H165ZM172 200H173V199H172ZM172 200H171V201H172ZM200 200H201V202H202L203 199L200 198ZM200 200H199V202H200ZM208 200H209V199H208ZM210 200H211V198H210ZM220 200H221V199H220ZM33 201H34V200H33ZM44 201H45V200H44ZM154 201H155V202H154ZM171 201H170V204H169V205H172L171 203H174V204H175L174 201H172V202H171ZM189 201H192V199L189 200ZM215 201H217V200H215ZM242 201H243V200H242ZM242 201H241V203H242ZM250 201H252V200H250ZM262 201H263V200H262ZM262 201H261V202H262ZM37 202H36V204H37ZM40 202H41V200H40ZM45 202H46V201H45ZM141 202H142V200L139 201V203H141ZM148 202H149V201H148ZM148 202H147V204H148ZM165 202H166V201H165ZM179 202H178L176 205H178V204L181 205ZM187 202H188V201H187ZM192 202H193V204H194V203H195V200L193 199ZM199 202H198V203H199ZM203 202H206V201H203ZM208 202H209V201H208ZM208 202H207V203H208ZM230 202H232V201H230ZM233 202H234V201H233ZM28 203H30V201H29ZM38 203H39V202H38ZM41 203H42V202H41ZM142 203H143V202H142ZM145 203H146V202H144L143 204H145ZM184 203H186V202H184ZM212 203H213V202H212ZM217 203H218V202H217ZM235 203H236V202H235ZM248 203H249V202H248ZM255 203H257V202H255ZM263 203H264V202H263ZM263 203H262V204H263ZM25 204H26V203H25ZM32 204L35 205V203H33V202H32ZM45 204H47V203H45ZM45 204H44V205H45ZM147 204H145L143 207L147 206ZM150 204H151V203L149 202V205H150ZM154 204H152V205L155 206L156 204H158V206H159V203H156L155 205H154ZM174 204H173V205H174ZM182 204H183V203H182ZM189 204H190L189 202H188L187 205L184 204V205H186V206L183 205V208H184V207H187ZM203 204H204V203H202V205H203ZM205 204H206V203H205ZM208 204H209V203H208ZM238 204H239V203H238ZM238 204H235V205H238ZM242 204H243V203H242ZM245 204H247V203H245ZM253 204H254V203H253ZM258 204H259V203H258ZM258 204H257V207H258ZM29 205H30V204H29ZM38 205H39V204H38ZM41 205H42V204H41ZM141 205H142V204H141ZM152 205H150L149 208H150ZM161 205H160V207H162ZM169 205H168V207H169ZM173 205L170 206V208L172 207V210L174 211L175 214H176L175 209H176V208L178 209V207H179V209L176 210V211L181 212V211H180V208H181L182 206H178V207H175V208H174ZM176 205H174V206H176ZM194 205H195V204H194ZM194 205H192V203H191L190 206H191V207L193 206V208H189L190 206L188 207V208L191 209V210L194 209V211L192 210L191 213L189 212V210H188L187 208H184L185 210H186V209L188 210V212H187V211H186V212L184 211V212L186 213V215H187V213H188V214H189V213H190V214H193V212H195V208H196V206L198 207V204L195 205V208H194ZM218 205H219V204H218ZM225 205H226V204H225ZM251 205H252V204H251ZM255 205H256V204H255ZM153 206H152L151 208H153ZM156 206H157V205H156ZM200 206H201V204H200ZM205 206H206V207H205ZM207 206H208V205H204V208H205V209H203L202 206H201L202 209L199 207V209L203 210V212H202L201 210H196V211H197V212H196L197 215H198L199 211H201L200 213H203V214H204V213H205V210H208V209H206ZM212 206H213V205H212ZM212 206L210 205L209 207H211V208L213 209L214 206H213V207H212ZM239 206H240V205H239ZM244 206H245V205H244ZM263 206H264V205H263ZM143 207H142V208H143ZM147 207H148V206H147ZM209 207H208V208H209ZM149 208H148V210H149ZM155 208H156V210H154L155 212L157 211V208H158V210H159V207H155ZM170 208H169V210H170ZM244 208H245V207H244ZM255 208H256V207H255ZM131 209H132V208H131ZM140 209H141V208H140ZM153 209H154V208H153ZM161 209H162V210H159V212L161 211L160 213H157V212L155 213L154 211H153L154 213H151V212H148V211H147V213H145V212L143 211V210H145V209L143 208L141 211H142L143 213H145V214L143 215V213H141L142 217H141L140 223H142V225H144L145 228H146V226H147V228H148L149 225H150L151 223H156V226L158 225L157 227L160 228V227H159V226H160L159 224H161V223L157 224V223H158L157 220H158L160 217H164V218H165V217L167 216V218H168V215H170V214H171V216H173V213H171L172 210H170V211L168 210L167 212H170V214L168 213V215H166V213L162 212V211H163V208H161ZM166 209H168V208H166ZM197 209H198V208H197ZM215 209H216V206H215ZM215 209H213V210L215 211ZM217 209H218V208H217ZM217 209H216V210H217ZM220 209H221V208H220ZM225 209H226V208H224V210H225ZM234 209H236V208L234 207ZM251 209H252V207H251ZM134 210H135V209H134ZM146 210H147V209H146ZM151 210H152V209H151ZM164 210H165V208H164ZM182 210H183V209H182ZM209 210H211V209H209ZM209 210H208V211H209ZM213 210H212V211H213ZM218 210H219V209H218ZM222 210H223V209H222ZM238 210H239V209H238ZM249 210H250V209H249ZM260 210H261V209H260ZM260 210H259V211H260ZM149 211H150V210H149ZM173 211H172V212H173ZM212 211H211L210 213H212ZM256 211H257V210H256ZM263 211H264V210H263ZM129 212H130V210H129ZM165 212H166V211H165ZM179 212H178V213H179ZM215 212H217V211H215ZM235 212H236V211H235ZM247 212H248V211H247ZM254 212H255V210H254ZM132 213H135V212H132ZM132 213H131V214H132ZM162 213H164L165 216H159V215H158V214L163 215ZM200 213H199V214H200ZM207 213H209V212H207ZM207 213H205L204 215H206ZM213 213H214V212H213ZM219 213H221V212H219ZM255 213H256V212H255ZM182 214H184V213L182 212ZM182 214H180V215H182ZM194 214H195V213H194ZM203 214H202V215H203ZM231 214H233V213H231ZM237 214H238V213H237ZM252 214H253V213H252ZM252 214H251V215H252ZM137 215H138V217H139L140 213L137 214ZM137 215H136V216H137ZM177 215H178V214H177ZM186 215H185V216H186ZM195 215H196V214H195ZM204 215H203V216H204ZM210 215H212V214H209V216H210ZM221 215H222V214H221ZM223 215H224V214H223ZM240 215H241V214H240ZM243 215H245V213H244ZM136 216H135V217H136ZM171 216H170V217H171ZM200 216H201V215H199L198 217H200ZM203 216H201V217L203 218ZM247 216H248V215H247ZM259 216H260V215H259ZM263 216H264V214H263ZM177 217H178V220H179V218H180L179 215H178ZM182 217H183V215H182ZM191 217L193 218V220H192L191 218H189V215H188V217H187L188 221H189V220H192V221L194 222V219H195V221H197V220L199 221L198 223H197V222L194 223L195 226H197V229H198V228H199V225H200L201 222H202V220H201L202 218L199 219V218L197 217V220H196V218H194L192 215H191ZM206 217H207V216H206ZM212 217L214 218L213 215H212ZM219 217H220V216H219ZM249 217H250V216H249ZM249 217H248V218H249ZM132 218H133V217H132ZM164 218H162V219L165 220L166 218H165V219H164ZM184 218H185V217H183V220H182V218H181V220L179 221V223H180V222L182 223V226H183L184 224H188V223H186V222H185V223L182 222V221L185 220ZM208 218H209V219H208ZM210 218H211V216H210V217H207L206 219H208L209 221H211ZM221 218H222V217H221ZM226 218H227V217H226ZM232 218H233V217H232ZM237 218H238V216H237ZM243 218H244V217H243ZM137 219H138V221H139V218H137V217L134 219V221L137 220ZM162 219H160V221H161ZM169 219H171V218H169ZM169 219H168V221L166 220V221L169 223L168 225H170V223H171L172 225L174 224V226H175L176 221H175L174 216H173V222H175V223H172ZM214 219H215V218H214ZM214 219H213V221H214ZM240 219H241V218H240ZM245 219H246V218H245ZM253 219H254V218H253ZM163 220H162V222H163ZM178 220H177V221H178ZM200 220H201V222H200ZM242 220H244V219H242ZM259 220H260V219H259ZM262 220H263V219H262ZM138 221H137V222H138ZM185 221H187V220H185ZM188 221H187V222H188ZM192 221H191V222L189 221V222H190V225H191V223L193 224ZM206 221H207V220H206ZM223 221H224V220H223ZM238 221H239V220H238ZM252 221H253V220H252ZM255 221H256V219H255ZM167 222H165V223H167ZM204 222H205V221H204ZM207 222H208V221H207ZM217 222H218V221H217ZM245 222H246V221H245ZM245 222H244V223H245ZM262 222H263V221H262ZM129 223H130V225H131V226L129 225L130 227H132V224L134 225L133 220L130 221ZM163 223H164V222H163ZM165 223H164V224H165ZM177 223H178V222H177ZM177 223H176V225H178ZM181 223H180V224H181ZM196 223L199 224V225H197ZM209 223H210V222H209ZM209 223H208L207 225H209L208 227H209V229H210V228H211L210 225H212V227H213L214 225L211 224V223L209 224ZM212 223H213V222H212ZM219 223H220V222H219ZM221 223H222V222H221ZM221 223H220V224H221ZM225 223H226V222H225ZM242 223H243V222H242ZM135 224H136V223H135ZM202 224H204V223H202ZM142 225H141V226H142ZM151 225H152V226H150V228L153 227V224H151ZM161 225H163V224H161ZM165 225H166V224H165ZM168 225H166V228H167ZM224 225H225V224H224ZM232 225H234V224H232ZM235 225H236V224H235ZM239 225H241V224H239ZM239 225H238V226H239ZM144 226H142V227H144ZM154 226H155V224H154ZM156 226H155V228H154V227H153V228H154V229H157V231H159L158 228H157ZM170 226H171V225H170ZM174 226H173V227H174ZM182 226H181V227L178 226V227H180V229H177L176 227H175V229H173L172 226H171V227L168 226V227H169V228H172L174 231L177 230V231H175V233H174V231H172V232L170 231L171 234L174 233V234L177 235V234L181 233L180 230L182 229ZM184 226H185V225H184ZM191 226L194 227L193 225H191ZM191 226H190V227H191ZM203 226L205 227L206 225H202V227H203ZM217 226H219V225H217ZM217 226L215 225V228H216V229H214V231H215V232H214V233H215V236H216L217 234H218L217 236L220 235V233H217V234H216V232H218V231H217V230H218V229H217ZM236 226H237V225H236ZM127 227H128V226H127ZM130 227H129V228H130ZM134 227H135V226H134ZM137 227H138V224H137ZM137 227H136V229H134L135 232H136V230L138 229ZM161 227H163V226H161ZM186 227H188V225H186ZM186 227H185V228L183 227L184 229H187V230H185L186 232L189 231V230H190V232H191V230H193V232H191V233H193V236L190 235V237H189V238H191V236H192V239H193L194 234L196 235V233H194V231L197 230L196 227H195V230H194V228L192 229V228H190V227H189L190 229L188 230V228H186ZM202 227H200V228H202ZM226 227H227V226H226ZM129 228H127V230H128ZM139 228H140V227H139ZM150 228H149V229H150ZM153 228H151V229H153ZM163 228H164V227H163ZM200 228H199V229H200ZM205 228H206V227H205ZM231 228H234V227H231ZM237 228H238V227H237ZM248 228H249V227H248ZM141 229H142V228H141ZM149 229H147V231H145V229H142V230H144L143 232H147V233H148V234L146 233V235H144L143 232H142V234H143L144 236L148 237V238H149L150 236H153L152 234L149 235ZM154 229H153L152 231H156V230H154ZM161 229H162V228H161ZM172 229H171V230H172ZM199 229H198V230H199ZM202 229L204 230V228H202ZM206 229H207V228H206ZM206 229H205V230H206ZM211 229H212V228H211ZM222 229H223V228H222ZM129 230H130V229H129ZM162 230H163V229H162ZM162 230H161V231H162ZM166 230H167V229L164 230L165 232L162 231V233L167 234V233H166ZM178 230L180 231L179 233H178ZM198 230H197V232H199V233L197 234V236H195L196 238L199 237V234H200V230H201V229H200L199 231H198ZM203 230H201V233L203 232L202 235L200 234L201 236H203V235H205V234L207 233L206 231H203ZM139 231H140V230H139ZM157 231L155 232V235H156ZM161 231H160V232H161ZM168 231H169V230H168ZM210 231L213 233V230H209V234L212 235V237H214V240H212V242H213V241H216V240H217L216 242H218V243H219V241H221V240H223L224 242H225V241H228V239H227V240H224L225 238H224V239H223V238L221 239L220 237H222V236L219 237L221 240L218 239V237H215L214 234H211V233H210ZM224 231L226 232V230H224ZM224 231H223V232H224ZM228 231H230V230H228ZM228 231L226 232V234L228 233ZM232 231H233V230H232ZM242 231H243V230H242ZM131 232H132V231H131ZM133 232H134V231H133ZM133 232H132V233H133ZM160 232H159V233H160ZM170 232H168V233H170ZM186 232H185V233H186ZM195 232H196V231H195ZM205 232H206V233H205ZM150 233H151V232H150ZM152 233H153V232H152ZM188 233H189V232H187V235H188ZM246 233H247V232H246ZM142 234H141V237H142ZM171 234H170V235H171ZM181 234H184V231H183V233H181ZM189 234H190V233H189ZM226 234H225V235H226ZM232 234H233V233H232ZM242 234H243V233H242ZM147 235H149V236H147ZM155 235H154V236H155ZM170 235H169V236H170ZM187 235H186V236H187ZM207 235H208V233H207ZM210 235H208V236H210ZM237 235H240V232L237 233ZM245 235H246V234H245ZM172 236H173V235H172ZM172 236H170L169 239H171ZM174 236H175V235H174ZM188 236H189V235H188ZM201 236H200V237H201ZM205 236H206V235H205ZM205 236L202 237L203 239L201 238V241H202V242H203L204 239L207 237V236H206V237H205ZM235 236H236V235H235ZM241 236H243V235H240L239 237H241ZM246 236H247V235H246ZM146 237H144L142 240H144ZM157 237H158V234H157L156 238H157ZM165 237L167 238V237H168V234H167V236L165 235ZM165 237H164V239H166ZM177 237H178L179 241H181V240H180V237H182V236H180V237L177 236ZM200 237H199V238H200ZM237 237H238V236L234 237V238H236V240L233 238V240L235 241V243H236V241H238V239H239V237H238V238H237ZM244 237H245V236H244ZM152 238H154V237H152ZM152 238H151L150 240H152ZM162 238H163V236H162ZM162 238H161V233H160V237L158 238V239H160L159 242H161V239H162ZM189 238H188V240H189ZM210 238H211V236L209 237V240H210ZM215 238H216V240H215ZM226 238H227V237H226ZM231 238H232V237H231ZM154 239H155V238H154ZM167 239H168V238H167ZM167 239H166V241L163 240V241H165V244H163V242H162V244L164 245V247H165L167 241H168L167 244L170 243L169 239H168V240H167ZM175 239H177V238H176V237H173V240H175ZM181 239H182V238H181ZM192 239H190V240H192ZM207 239H208V237H207ZM229 239H230V238H229ZM241 239H242V237L240 238V240H241ZM145 240H149V239H145ZM145 240L143 241L144 244H148V243H147L148 241L145 242ZM173 240H172V241H173ZM184 240H185V239H182V241H184ZM186 240H187V239H186ZM188 240H187V241H188ZM190 240H189V241H190ZM197 240H198V238H197ZM218 240H219V241H218ZM156 241H157V239H156ZM156 241H153V242H156ZM172 241H171V242H172ZM189 241H188V242H189ZM201 241H200V242H201ZM205 241H206V240H205ZM205 241H204V243H205ZM223 241H221V242H223ZM231 241H232V240H231ZM149 242H150V241H149ZM157 242H158V241H157ZM159 242H158V244L160 245ZM174 242H175V241H174ZM174 242H172V244H178V243H177L178 241H176V243H174ZM193 242H194V244H195V245L193 244L194 246H196V243H198V242L195 243V238H194V241H193ZM202 242H201V243H202ZM221 242H220V244H221ZM228 242H229V241H228ZM228 242H227V244H228ZM232 242H233V241H232ZM240 242H241V241H240ZM242 242H243V240H242ZM246 242H247V240H246ZM246 242L244 241V243H246ZM151 243H152V241H151ZM183 243H185V241L182 242V243H179V245L181 246V245H183ZM190 243H191V241L189 242V244H190ZM204 243H203V244H204ZM207 243H210V242H208V240H207L205 244H207ZM218 243H215V245H212V246H210V245L208 244V245L212 248L213 254H215V253H214L215 251L213 250V246H214V247H215V246L218 247V245H220V244H218ZM233 243H234V242H233ZM233 243H232V244H233ZM149 244H150V243H149ZM155 244H157V243H152V245L156 246ZM191 244H192V243H191ZM191 244H190V245H191ZM205 244H204L203 246H205ZM210 244H211V243H210ZM212 244H214V242H213ZM217 244H218V245H217ZM223 244L226 245L227 248H231V247H229V245H230L231 243H230L229 245H227V244H225V243H223ZM237 244H240V243H237ZM237 244H236V245L234 244V245H235L234 247L237 248V247L239 246V247H241V249H242V247H243L244 244L241 243L242 245L240 244V245H238V246H237ZM246 244H247V243H246ZM246 244H245V245H246ZM141 245H142V243H141ZM159 245H158V247H159ZM185 245L188 246V243L186 242ZM185 245H184V247H187V246H185ZM193 245H192V247H194ZM198 245H199V244H198ZM198 245H197V246H198ZM201 245H202V244H201ZM201 245H199L198 247L200 248ZM245 245H244V246H245ZM142 246H143V245H142ZM142 246H141V250H142ZM166 246H168V245H166ZM174 246H175V245H174ZM197 246H196V247H197ZM206 246H207V245H206ZM231 246H232V248H233V245H231ZM144 247H145V246H144ZM144 247H143V248H144ZM156 247H157V246H156ZM160 247H161V246H160ZM160 247H159V248H160ZM170 247H171V245H170ZM181 247H183V246H181ZM189 247H190V246H189ZM201 247H202V246H201ZM210 247H209V248H210ZM220 247H223L222 244L220 245ZM226 247H225V248H226ZM246 247H247V246H245V248H246ZM148 248H149V247H148ZM159 248H158V250H159ZM161 248H162V247H161ZM187 248H188V247H187ZM202 248H203V247H202ZM202 248H201V249H202ZM207 248H208V246L206 247V249H205V247L203 248L204 250H206V251H204V252H209V251H207ZM209 248H208V249H209ZM211 248L209 249V250H210V255L212 254V252H211ZM218 248H219V247H218ZM218 248H215V250L218 249ZM227 248H226V249H227ZM145 249H146V248H145ZM145 249L142 250L141 252L145 251ZM152 249H153V248H152ZM162 249H163V248H162ZM167 249H169V248L167 247ZM178 249H179V247H178ZM180 249L183 251V248H180ZM180 249H179V251H180ZM189 249L192 250L191 247H190ZM197 249H198V248H196V250H197ZM203 249H202V250H199V251L202 252ZM219 249H220V248H219ZM219 249H218L217 251H220ZM226 249H225V251H226ZM241 249H240V250H241ZM146 250H147V249H146ZM156 250H157V249H156ZM169 250H170V249H169ZM169 250H166V248H165V250L163 249V251H165L164 253H167V254H168L167 251H169ZM194 250H195V249H194ZM223 250H224V248H223ZM223 250H222V252H223ZM231 250H232V249H231ZM233 250H234V248H233ZM246 250H248V249L241 250V251H246ZM148 251L151 252V250H148ZM152 251H153V250H152ZM170 251H174V250L171 248ZM176 251H178V250H176ZM179 251H178V252H179ZM188 251H189V250H188ZM197 251H198V250H197ZM228 251H230V249H229ZM236 251H239L238 248L236 249ZM236 251L234 250V251H230V252H226V253L229 254V253H231V252H235V253H232V254H237L238 252L236 253ZM241 251H240V253H241ZM146 252H147V251H145V253H146ZM155 252H156V251H155ZM161 252H162V251H161ZM174 252H175V251H174ZM174 252H172V253L174 254ZM178 252H177V253H178ZM183 252H184V251H183ZM183 252H182V253H183ZM185 252H186V251H185ZM193 252H194V251H193ZM193 252H192V254H193ZM222 252H221V253L218 252V253L222 254ZM248 252H249V251H247V252H245V253H248ZM145 253L143 254L144 256H142V257H145L146 255L149 256V254H150V253L148 254V252H147L146 255H145ZM164 253L162 254V256L164 255ZM169 253H170V252H169ZM187 253H188V252H187ZM194 253H195V252H194ZM196 253H197V252H196ZM196 253H195V254H196ZM226 253L223 252V254H226ZM170 254H171V253H170ZM170 254H169V255H170ZM195 254H194V255H195ZM205 254H206V253H205ZM213 254H212L211 256H214ZM232 254H231L230 260L232 259V256H233ZM241 254L244 255V252L241 253ZM152 255H153V253H152ZM158 255H160V256H158ZM165 255H166V254H165ZM165 255H164V256H165ZM206 255H207V254H206ZM216 255H217V253H216ZM243 255H242V256H243ZM247 255H248V254H247ZM251 255H252V253H251ZM251 255H250V256H251ZM148 256H146L147 259H148L149 257H151V256H149V257H148ZM153 256H154V255H153ZM156 256H157V258H158V257H162L161 254H159V253H157ZM164 256H163V257H164ZM166 256H167V255H166ZM207 256H209V255H207ZM223 256H227V255H222V257H223ZM228 256H230V255H228ZM234 256H235V255H234ZM234 256H233V257H234ZM237 256H239V255H236V259H237V258H240V260H241V256H239V257H237ZM255 256H256V254H255ZM130 257H131V256H130ZM146 257H145V258H146ZM154 257H155V256H154ZM163 257H162V258H163ZM199 257H200V256H199ZM218 257H219V258H218ZM245 257H246V254H245V256H244L243 258H245ZM259 257H260V256H259ZM262 257H263V255H262ZM145 258H144V259H145ZM195 258H197V256H195ZM200 258H201V257H200ZM200 258H198L199 261H200ZM213 258L220 259L221 257H220L219 254H218L217 257H213ZM213 258L211 257V259H213ZM223 258L225 259V257H223ZM227 258H229V257H226V259H227ZM252 258H253V257H252ZM257 258H258V257H257ZM128 259H129V258H128ZM132 259H134V258H132ZM149 259H150V262H151V258H149ZM149 259H148V260H149ZM163 259H164V258H163ZM198 259H197V261H198ZM208 259H209V258H208ZM211 259H210V260H211ZM217 259H214V260H217ZM253 259H256V258H253ZM260 259H261V258H260ZM263 259H264V258H263ZM129 260H131V258H130ZM129 260H128V261H129ZM210 260H209V261H210ZM221 260H222V259H220V261H221ZM227 260H228V259H227ZM234 260H235V258H234ZM242 260H243V259H242ZM246 260H248V259H246ZM258 260H259V258H258ZM261 260H262V259H261ZM144 261H145V260H144ZM199 261H198V263H199ZM203 261H204V263L207 262L206 259H205V260L203 259ZM209 261H208V264H209V263L211 264V261H210V262H209ZM220 261H219V262H220ZM224 261H225V260H223V262H224ZM235 261H236V260H235ZM235 261H234V262H235ZM249 261H250V260H248V262H249ZM252 261H253V260L251 259V262H252ZM256 261H257V260H256ZM256 261L254 260L253 262H256ZM262 261H264V260H262ZM129 262H130V261H129ZM145 262H146L147 264L149 263L147 260H146ZM200 262H202V261H200ZM212 262L214 263V261H212ZM215 262L218 263V260L215 261ZM226 262L229 263L230 261L228 260V261H226ZM226 262H225V264H226ZM231 262H233V261L231 260ZM234 262H233V263H234ZM238 262H239V261H237V264H238ZM240 262H241V261H240ZM245 262H246V261H243V264H244ZM248 262H247V263H248ZM130 263H131V262H130ZM132 263L134 264V261H133ZM135 263H136V262H135ZM213 263H212V264H213ZM217 263H214V264H217ZM247 263H246V264H247ZM259 263H261V261H260ZM259 263H258V264H259ZM196 264H197V263H196ZM199 264H201V263H199ZM219 264H222V261H221V263H219ZM231 264H232V263H231ZM249 264H250V263H249ZM251 264H252V263H251ZM253 264H254V263H253ZM261 264H264V262L261 263Z\"/></svg>","mask_w":264,"mask_h":264}]
</instances>
